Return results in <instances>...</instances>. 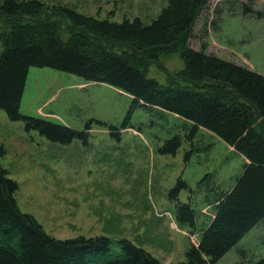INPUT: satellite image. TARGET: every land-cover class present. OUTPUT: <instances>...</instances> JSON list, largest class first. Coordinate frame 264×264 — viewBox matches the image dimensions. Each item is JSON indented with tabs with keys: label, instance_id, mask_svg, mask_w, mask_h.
<instances>
[{
	"label": "rangeland",
	"instance_id": "obj_1",
	"mask_svg": "<svg viewBox=\"0 0 264 264\" xmlns=\"http://www.w3.org/2000/svg\"><path fill=\"white\" fill-rule=\"evenodd\" d=\"M40 1L99 19L120 22L138 16L149 22L166 0ZM245 6L250 12L244 11ZM190 30L191 48L264 76V0H207ZM183 66L174 52L150 63L146 73L164 83ZM131 101L105 83L31 66L20 114L79 131L88 124V142L50 141L36 130H25L22 120L12 121L0 109V145L5 149L1 164L18 183L15 198L20 210L31 213L51 237L104 235L114 241V250L116 241L125 238L163 264H175L199 239V234L190 235L188 227L175 221L177 201L191 203L197 222H205L210 214L208 207L201 209L205 192L215 185L228 189L241 173L244 159L204 130L193 139L198 149L188 159L185 154L192 147L184 137L175 155L160 154L157 149L166 139L176 133L183 136L181 120L141 108L126 120ZM110 126L118 129V138ZM179 178L188 188L171 200L168 193ZM263 256L264 220L215 264H251Z\"/></svg>",
	"mask_w": 264,
	"mask_h": 264
},
{
	"label": "trees",
	"instance_id": "obj_2",
	"mask_svg": "<svg viewBox=\"0 0 264 264\" xmlns=\"http://www.w3.org/2000/svg\"><path fill=\"white\" fill-rule=\"evenodd\" d=\"M206 4L207 0H166L149 22L138 16L117 22L66 5L48 7L40 0H0V109L10 120H22L25 130L63 144L73 139L88 142V124L79 131L20 114L29 68L50 67L128 95L132 101L126 120L137 108L180 119L183 136L176 133L166 139L157 149L160 154L175 155L184 137L192 147L185 154L188 159L198 149L193 139L204 130L244 159L228 189L215 185L205 192L201 209L210 210L205 222H197L191 203L177 201L175 221L199 239L175 264H215L264 220V76L189 46L190 29ZM250 10L245 6V12ZM174 52L184 66L172 79L161 83L147 76L150 63ZM109 129L118 138V129ZM4 153L0 145V264H163L125 238L116 241L114 250V241L104 235H48L31 213L20 210L15 198L18 183L1 164ZM186 188L179 178L169 199L177 200ZM251 264H264V256Z\"/></svg>",
	"mask_w": 264,
	"mask_h": 264
}]
</instances>
